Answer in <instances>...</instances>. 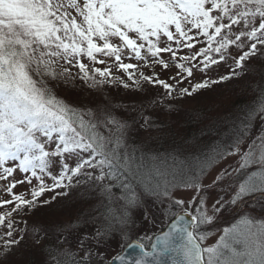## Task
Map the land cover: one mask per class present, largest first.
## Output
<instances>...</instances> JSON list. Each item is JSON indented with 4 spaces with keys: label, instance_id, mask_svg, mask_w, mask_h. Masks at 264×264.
Here are the masks:
<instances>
[{
    "label": "snow or ice",
    "instance_id": "1",
    "mask_svg": "<svg viewBox=\"0 0 264 264\" xmlns=\"http://www.w3.org/2000/svg\"><path fill=\"white\" fill-rule=\"evenodd\" d=\"M232 48L234 67L209 77ZM255 62L264 65V0H0V264L28 241L47 264H264V218L242 214L207 244L226 208L264 207V101L204 148L160 155L131 135L152 126L148 109L242 72L264 76ZM76 80L96 99L59 96ZM119 88L147 103L116 102ZM81 192L95 202L85 230L31 218L38 203ZM149 204L166 230L134 236ZM117 237L137 254L102 250Z\"/></svg>",
    "mask_w": 264,
    "mask_h": 264
},
{
    "label": "trees",
    "instance_id": "2",
    "mask_svg": "<svg viewBox=\"0 0 264 264\" xmlns=\"http://www.w3.org/2000/svg\"><path fill=\"white\" fill-rule=\"evenodd\" d=\"M233 67L234 63L229 66L226 75ZM249 67L264 69V65H261L259 62H255L254 65H249ZM260 86H264V76L259 71H249L247 74L242 72L240 77L215 85L211 89H214V94H218L221 97L219 102L211 100L207 95V99L201 100L200 98L197 103L198 105L191 110L178 109L172 105L170 109H167L168 115L166 117H161L160 114L157 115L155 113L156 116L152 113L156 108L148 109L147 114H150L149 116L152 118V126L145 131L140 129L137 124L132 131V139L137 144L145 143L153 152L160 155H164L173 149H187L191 151L195 148H204L205 145L210 144L216 138L218 132H223L233 122H238V117L242 118L250 109L259 107L261 102L264 101V96H261L260 93ZM208 93L209 89L202 91V94ZM64 97L70 98L69 95H64ZM195 101L197 100L191 101L192 105L193 103L196 104ZM122 104H129V102L124 101ZM140 122L142 123V121ZM44 195L40 198L41 201L50 199L54 193ZM82 195L81 192L79 200L77 199L82 204L81 208L74 205L75 201H77L74 198L58 197L57 201H52L50 204L59 202V205L64 207L60 209L61 213L58 218L48 224V226L55 225L56 223H71L72 229H77L78 221L82 222L88 216V209L82 210L83 204L88 203V201L86 202L84 199H81ZM50 204L38 203V207L34 211L41 207H48ZM62 217H65L67 222H62ZM83 230H85L84 227ZM54 231V229L50 228V234ZM64 234L68 235L67 232ZM76 237L77 233L75 231L69 235L71 245L72 243H76ZM45 243H50V241L46 240ZM41 248V245H33L31 241L26 242L12 258V264H40L39 259L48 261L47 251H42Z\"/></svg>",
    "mask_w": 264,
    "mask_h": 264
},
{
    "label": "rangeland",
    "instance_id": "3",
    "mask_svg": "<svg viewBox=\"0 0 264 264\" xmlns=\"http://www.w3.org/2000/svg\"><path fill=\"white\" fill-rule=\"evenodd\" d=\"M232 55L229 56L226 62L220 63L218 65L212 66L209 70L207 75L211 78H218L220 76L226 75L229 66L234 63L233 56H235L238 52L237 49L232 48L230 49ZM127 62V61H126ZM135 62V61H132ZM146 73L148 72L147 69H145ZM157 71H160L159 68H157ZM118 75H122L120 73H117ZM195 79L199 80L202 78L203 74L196 72L195 74ZM126 79V77H125ZM187 86V85H186ZM214 88V86L212 87ZM211 88V89H212ZM209 89L208 94H197L196 96L193 97H185L183 100H177V101H172V105L176 106L178 109H193L195 108L196 105H198V100L201 98V100L207 99V97H210L211 100L220 101V96L218 94H214L213 90ZM89 89L87 88L86 85H82L80 81H69L67 84L61 83L58 89V94L60 97H64V95H69L70 100L74 102H80V103H87L90 100H95V94L92 96H89ZM112 95L113 98L116 102L122 103L124 101H128L129 103H132L133 101H140V100H145L147 102V99L142 94L135 93L133 91L129 90H124L122 88L119 89H113L112 90ZM128 95V97H126ZM208 95V96H207ZM205 96V97H204ZM207 96V97H206ZM204 97V98H202ZM151 98V94H149L148 99ZM192 100H197L195 101L196 104L191 103ZM131 101V102H130ZM216 102V103H217ZM258 108V107H256ZM160 110V112H159ZM158 111V112H155ZM168 110H161L160 108H156L154 112L157 115L160 114L161 117H166L168 115ZM149 113V112H148ZM155 114V115H156ZM150 115V114H147ZM156 115V116H157ZM155 116V117H156ZM257 127L259 126V121L257 120ZM212 175H214V170H209V175L207 176L205 182H209L212 179ZM50 183V181H48ZM19 191V189H18ZM51 194V193H46ZM81 194V193H80ZM80 194L73 195L71 199L77 200L80 198ZM83 194V192H82ZM219 194V192L213 193V196ZM44 195V196H46ZM66 200V199H65ZM79 200V199H78ZM75 201L76 203L74 205H77L79 208H81V203L79 201ZM95 203L94 201H88V203L83 204L82 210H87L88 209V215L90 213L95 214V210L92 207V204ZM59 202H54L53 204H50L48 207H41L40 209L35 211V216L32 217V219L39 221L45 225L50 224L51 222L55 221L58 216L61 213V210L64 206L59 205ZM71 204V203H70ZM58 205V206H57ZM97 207H100L97 205ZM102 211L104 209H101ZM146 215L151 216V220H145L143 217H141L140 213L136 214V225L135 228L133 229V235L134 236H140L145 233L149 235H154L158 233L161 228H163L167 223V219H162L161 214L159 210L155 207H152L151 204L148 205V208L145 210ZM247 215L252 218L256 219H261L264 218V207H261L259 205H256L255 207H252L251 205H246L245 203H240L239 207L233 211L232 207L226 208L222 214L219 216V219H217L214 223V225L210 226L211 227V232L209 233V238L207 240V244H212L216 239H218L219 235L222 234V230L225 227H230L233 223L236 222V220L242 215ZM62 222H67L65 217L61 218ZM154 221V223H153ZM83 223L84 221H78V228L83 230ZM145 243H148L147 240H145ZM72 246L75 247V244L72 243ZM124 248V244L121 243V240L119 237L112 239V241H108V243L104 246L102 249L105 251L109 256L121 252V250ZM40 264H47L48 261H45V259H39Z\"/></svg>",
    "mask_w": 264,
    "mask_h": 264
},
{
    "label": "water",
    "instance_id": "4",
    "mask_svg": "<svg viewBox=\"0 0 264 264\" xmlns=\"http://www.w3.org/2000/svg\"><path fill=\"white\" fill-rule=\"evenodd\" d=\"M164 230H166V227L164 228ZM123 252H124L125 256L128 257V258H132V257H134L137 254L136 251L131 250V249H127L125 247L123 248Z\"/></svg>",
    "mask_w": 264,
    "mask_h": 264
}]
</instances>
